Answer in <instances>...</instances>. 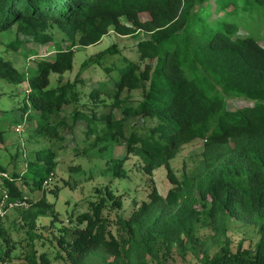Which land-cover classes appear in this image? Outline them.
<instances>
[{"label":"trees","instance_id":"16d2710c","mask_svg":"<svg viewBox=\"0 0 264 264\" xmlns=\"http://www.w3.org/2000/svg\"><path fill=\"white\" fill-rule=\"evenodd\" d=\"M214 2L218 15L212 18L210 0H0V31L15 26L44 43L53 39L46 30L55 25L73 40L67 47L53 40L54 50L38 56L36 69L28 76L31 89L26 98L40 112L27 118L37 121V129L47 134L65 122L62 109L72 102L69 125L85 120L87 134H96L93 144L105 142L99 152L114 141L126 143L127 154L112 157L109 169L114 175L126 174L123 163L134 153L142 157L147 172L165 165L172 183L165 196L154 186L149 200L129 217L120 215L119 234L106 224V195L92 200V208L76 216L79 224L72 230L73 238L65 234L59 238L67 264H87L95 253L102 258L113 255L109 264H167L166 255L174 248L192 251L200 264H264V44L253 35H235L242 13L260 8L264 12V0ZM142 12L149 18L142 19ZM111 27L123 34L145 31L148 36L138 42L137 59L113 43L83 60L82 71L101 66L113 80L110 84L102 79L91 90L93 97L104 93L114 100L112 110L96 116L77 104L80 78L63 81V77L74 67V46L98 43ZM21 42L16 38L8 44L19 47ZM53 73H58L60 83L52 84ZM0 77L14 82L27 78L1 50ZM133 90H140V100L131 98ZM235 96L249 102L230 109L228 102ZM128 99L131 103L124 104ZM115 107H121L120 116ZM140 115L142 124L136 121ZM198 137L204 138L200 158L178 173L172 159ZM64 139V135L49 137L46 147L34 150L48 174L57 166ZM39 166L29 162L23 171L10 172L7 184L14 195L25 197L19 181ZM0 169L7 168L0 163ZM46 176L34 179L37 188L43 187ZM106 193L113 196L114 191L107 188ZM27 200L36 206L34 217L53 208L44 195ZM114 202L120 203L118 197ZM233 217L256 227L254 243L244 246L240 241L233 246L229 234ZM206 227L213 232L204 236ZM0 237L5 242L0 264H5L12 245L2 216ZM27 258L30 264H50L49 256L37 255L34 245Z\"/></svg>","mask_w":264,"mask_h":264},{"label":"rangeland","instance_id":"374dc122","mask_svg":"<svg viewBox=\"0 0 264 264\" xmlns=\"http://www.w3.org/2000/svg\"><path fill=\"white\" fill-rule=\"evenodd\" d=\"M211 2V17L218 14L215 11L216 4ZM123 21L128 22L126 16ZM142 19L149 18L146 12L141 13ZM46 31L53 34V39L44 43H39L32 37L16 29L0 31V50L4 57L12 60L15 66L26 73L27 78L23 81L14 82L0 77V163L6 166L9 172L13 170L23 171L28 168L29 162L39 163L37 170L30 169L28 177L20 179L18 187L20 192L28 198L38 200L43 195L46 204L52 203L53 208H47L45 212L34 217L33 212L36 206L29 201L24 206L12 208L7 216H3L5 226L9 228L12 245L11 254L6 256L5 264H30L27 253L31 251V246L37 249V255L45 252L50 258V264H67V254L63 245L59 242L62 235L72 239V230L77 226L76 216L91 209V201L98 200L102 195H106L104 214L107 216V226L115 234H119L117 223L120 215L129 217L135 207L143 200L150 199V192L156 186L159 192L165 196L172 186L167 175V167L161 165L147 172L144 168V161L139 154L130 153L123 163L126 170L125 175H114L109 166L114 158H122L127 154L126 143L122 140L114 141L104 152H99L98 148L105 142L94 145L95 133L87 134V122L79 119L75 125L69 124L73 121L72 110L74 103H66L62 109L65 122H58L54 128H49L47 134L37 129V121L32 117L36 116V109L26 98L30 87L28 76L33 73L37 66L38 56L51 54L55 47L53 40L61 41L64 47L73 43L72 38L67 37L64 31L51 25ZM253 35L264 44V12L262 8L247 10L242 13L239 20V29L235 35ZM145 31H137L135 34H123L111 27L110 31L95 44L81 45L77 43L75 48L74 67L65 72L63 81H77L78 100L80 108L89 113L101 116L114 108L113 97L101 93L98 97L91 96V90L98 85V81L108 79L112 84V78L104 73L101 66L93 65L88 69L81 70L82 62L93 53L99 52L108 45L116 43L123 53L132 59H137V45L139 40L147 37ZM19 38L22 42L19 47L8 44L11 40ZM54 50V49H53ZM52 84L59 82L58 73L51 75ZM127 91L124 92V95ZM26 98V99H25ZM131 98L140 100L142 98L140 90H133ZM135 101V102H136ZM245 97H231L228 102L230 109L248 103ZM131 103L128 99L124 104ZM30 112V113H29ZM117 116L122 114L121 107H115ZM23 117V119L21 118ZM138 124L144 122L143 115L136 120ZM21 123L22 130L17 131L16 125ZM64 135L62 148L57 151V166L55 175L50 184L37 188L38 179L43 175H48V171L42 166L43 158L38 157L34 151L36 148H44L48 145L49 137L58 138ZM55 136V137H54ZM92 143V144H91ZM91 144L92 147L87 145ZM85 148H87L85 150ZM204 149V138L198 137L191 142L184 144L179 153L172 159V165L178 173H181L187 166H193L195 160L199 159ZM102 151V150H101ZM79 166V167H76ZM27 179V180H26ZM108 186V187H106ZM107 188L114 191L113 196L107 195ZM118 197L120 203L114 202ZM35 218L33 229L34 236L31 238L29 228ZM83 222L81 225H84ZM213 232L209 227L202 230L206 233ZM229 234L233 238V246L236 248L240 241L244 246H249L258 238L256 227L253 224L244 223L233 217L230 221ZM29 242H32L31 245ZM5 246V242L0 237V248ZM114 258L113 255L93 254L87 260V264H109ZM167 264H200L192 251L182 252L174 248L166 255ZM157 264V263H156Z\"/></svg>","mask_w":264,"mask_h":264},{"label":"built area","instance_id":"2783aa9c","mask_svg":"<svg viewBox=\"0 0 264 264\" xmlns=\"http://www.w3.org/2000/svg\"><path fill=\"white\" fill-rule=\"evenodd\" d=\"M30 90V87L27 88V91ZM15 129L17 131H21L22 125L19 123L16 125ZM10 172L7 169H0V216H6L9 211L16 206H24L27 204V196L23 198H19L14 195L11 191L9 185L7 184V180L10 177ZM55 171L51 170L49 174L43 180V186L50 184L52 179L54 178Z\"/></svg>","mask_w":264,"mask_h":264}]
</instances>
